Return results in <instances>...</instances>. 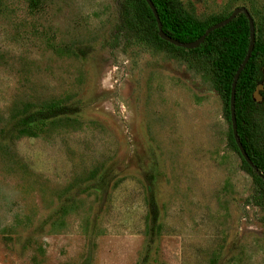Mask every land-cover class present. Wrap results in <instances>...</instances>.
<instances>
[{
	"label": "rangeland",
	"instance_id": "obj_1",
	"mask_svg": "<svg viewBox=\"0 0 264 264\" xmlns=\"http://www.w3.org/2000/svg\"><path fill=\"white\" fill-rule=\"evenodd\" d=\"M180 1L204 23L244 6L264 37V0ZM139 8L0 0V264H264V192L221 95L197 61L120 28Z\"/></svg>",
	"mask_w": 264,
	"mask_h": 264
},
{
	"label": "trees",
	"instance_id": "obj_2",
	"mask_svg": "<svg viewBox=\"0 0 264 264\" xmlns=\"http://www.w3.org/2000/svg\"><path fill=\"white\" fill-rule=\"evenodd\" d=\"M136 2L140 6L138 18H136L138 22L126 14L121 15L120 28L128 29L133 35H145L148 38L156 39L172 50L183 53L197 61L201 68L211 76L213 87L221 95L225 111L229 114L228 98L231 79L248 44V25L245 16L241 12L237 13L228 23L207 33L198 46L186 49L160 39L157 36L156 24L147 4L144 0H136ZM151 2L163 32L180 41H190L197 38L208 25L223 18L204 23L195 18L192 13L187 12L180 0H151ZM249 14L253 20L254 42L250 55L235 82L234 117L239 141L250 161L257 168L256 172L253 171L241 158L244 168L253 175L258 185L253 197L257 204H261L264 180L258 173L264 176V145L258 138L254 137L256 131L249 116L262 105L263 91L257 90V87L261 77H263L264 37L260 36L253 16L250 12ZM57 113H59L58 107L47 106V108H39L30 112L21 122L25 126L27 124L29 126L31 123L41 122Z\"/></svg>",
	"mask_w": 264,
	"mask_h": 264
},
{
	"label": "water",
	"instance_id": "obj_3",
	"mask_svg": "<svg viewBox=\"0 0 264 264\" xmlns=\"http://www.w3.org/2000/svg\"><path fill=\"white\" fill-rule=\"evenodd\" d=\"M145 3L147 4L148 8L151 11V14L154 18L155 24H156V33L157 36L164 40L167 41L168 43L178 46V47H182V48H186V49H190V48H194L196 46H198L204 39L205 35L207 33H209L210 31H212L213 29L219 28L223 25H225L226 23H228L237 13L241 12L246 20H247V25H248V44H247V48L245 51V54L241 60V62L239 63V65L237 66L232 79H231V83H230V91H229V98H228V110H229V122H230V130H231V135H232V139L233 142L237 148V151L239 153V155L241 156V158L250 166V168L253 171H257V168L255 167V165L252 164V162L250 161L249 157L247 156L244 148L242 147L237 132H236V127H235V117H234V88H235V82L236 79L239 75L240 70L242 69V67L244 66L245 62L247 61L250 52L253 48V42H254V26H253V20L247 10L246 7L244 6H235L233 9L230 10V12L228 13L227 16L221 18L220 20L208 25L205 30L203 31L202 34H200L197 38L190 40V41H180L177 39H174L170 36H168L165 32H163L162 28H161V24L158 18V15L156 13V10L154 8V5L152 4L151 0H144ZM259 176L264 180V176L261 175L260 173H258Z\"/></svg>",
	"mask_w": 264,
	"mask_h": 264
}]
</instances>
